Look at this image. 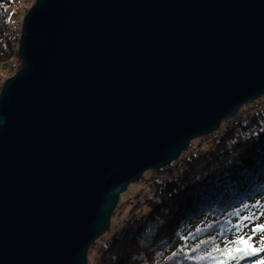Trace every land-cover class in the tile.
<instances>
[{
    "label": "water",
    "instance_id": "95a60500",
    "mask_svg": "<svg viewBox=\"0 0 264 264\" xmlns=\"http://www.w3.org/2000/svg\"><path fill=\"white\" fill-rule=\"evenodd\" d=\"M0 91V264H88L121 194L264 95V0H36Z\"/></svg>",
    "mask_w": 264,
    "mask_h": 264
},
{
    "label": "trees",
    "instance_id": "16d2710c",
    "mask_svg": "<svg viewBox=\"0 0 264 264\" xmlns=\"http://www.w3.org/2000/svg\"><path fill=\"white\" fill-rule=\"evenodd\" d=\"M30 1L0 0V66L4 67L0 91L22 60L20 31L10 24V9ZM236 122L205 135V145L185 158L157 169L119 226L98 248L96 242L91 246L89 252L95 249V253L88 264H212L189 259L210 250V244L191 250L201 240L218 236L229 222L235 223L232 213L245 204L248 208L242 215L248 214L252 200L264 192V104ZM228 238H233L232 233ZM223 239L218 237L217 242Z\"/></svg>",
    "mask_w": 264,
    "mask_h": 264
},
{
    "label": "snow or ice",
    "instance_id": "6c2138e0",
    "mask_svg": "<svg viewBox=\"0 0 264 264\" xmlns=\"http://www.w3.org/2000/svg\"><path fill=\"white\" fill-rule=\"evenodd\" d=\"M253 207L261 209L259 215L252 212L242 215V212L248 208L247 204L237 209L232 213L237 217L235 223L229 222L219 231L218 236L201 240L191 251L195 252L206 244H210L211 249L205 250L198 256L189 257V259L210 260L212 264H242L246 260H250V264H264V223H258L261 217H264V202L257 201ZM228 233H232V239L228 238ZM257 236H259L258 241ZM218 237H224V239L217 242ZM221 244H223L222 247ZM176 255L177 253H173V256Z\"/></svg>",
    "mask_w": 264,
    "mask_h": 264
},
{
    "label": "rangeland",
    "instance_id": "374dc122",
    "mask_svg": "<svg viewBox=\"0 0 264 264\" xmlns=\"http://www.w3.org/2000/svg\"><path fill=\"white\" fill-rule=\"evenodd\" d=\"M35 4V0L30 1L27 5H22L18 8L12 7L10 9V16H9V21L10 24L17 26L19 34L21 35V29L23 25V20L29 9ZM3 69V70H2ZM4 71V67L0 66V73ZM15 74V73H14ZM13 75V74H12ZM10 75V76H12ZM10 76H8L6 79H8ZM5 79V80H6ZM4 80V82H5ZM264 104V95L259 97L257 100L249 103L248 105H245L241 111L233 118H231L232 125L233 123L240 118L242 115H250V112L258 110L262 105ZM222 129H225L222 127ZM204 136L195 139L192 142V145L189 149H187L185 152L182 153V155L177 159L181 160L186 157L187 154H189L191 151L194 150L195 147L198 146H204L205 141L203 139ZM179 165L181 164V161L178 162ZM157 170H150L147 171L142 179L139 181L131 184L126 191H124L121 194L120 200L118 202V207H117V213L112 222H111V227L109 230H107L99 239H97L95 246L98 248L99 245H101L107 237L117 228L121 222V220L127 215V213L130 211L133 206H135V203H138L139 197L144 193L145 190H147V186L149 185V180L157 174ZM257 201L264 202V192L258 194L253 200L252 204H256ZM261 209L258 207H252L250 212L255 213L256 215L260 214ZM258 223H264V217H261V219L258 221ZM257 241L259 240V236L256 237ZM95 253V249L90 250L88 253V257L90 256V259H93Z\"/></svg>",
    "mask_w": 264,
    "mask_h": 264
},
{
    "label": "built area",
    "instance_id": "2783aa9c",
    "mask_svg": "<svg viewBox=\"0 0 264 264\" xmlns=\"http://www.w3.org/2000/svg\"><path fill=\"white\" fill-rule=\"evenodd\" d=\"M251 112H252V111H251ZM251 112H250V113H251ZM236 121H237V120H236ZM236 121H235L233 124H237ZM230 126H232V122L229 121V120H225L224 122H222V124H221L220 127L227 128V127H230Z\"/></svg>",
    "mask_w": 264,
    "mask_h": 264
}]
</instances>
